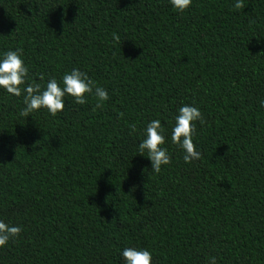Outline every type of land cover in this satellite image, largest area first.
Masks as SVG:
<instances>
[{"label": "trees", "instance_id": "16d2710c", "mask_svg": "<svg viewBox=\"0 0 264 264\" xmlns=\"http://www.w3.org/2000/svg\"><path fill=\"white\" fill-rule=\"evenodd\" d=\"M0 0V53L28 83L73 68L109 99L21 115L0 89V220L21 226L0 264H264V0ZM198 107L185 163L171 140ZM159 119L171 162L154 173L138 145ZM136 126L132 131L131 126Z\"/></svg>", "mask_w": 264, "mask_h": 264}, {"label": "clouds", "instance_id": "9594fccd", "mask_svg": "<svg viewBox=\"0 0 264 264\" xmlns=\"http://www.w3.org/2000/svg\"><path fill=\"white\" fill-rule=\"evenodd\" d=\"M193 0H169L174 10L183 12L192 5ZM234 7L241 8L242 0H237ZM29 69L19 51H6L0 53V89L14 97L23 96L24 107L21 115L40 109H46L52 116L62 112L65 108V97H72L74 103L84 105L87 97L94 92L97 98V108L103 106L102 102L109 99L106 89L96 86L86 73L78 68H73L65 73L58 81L55 77L50 78L44 88L39 83H28ZM264 107V101L261 102ZM202 121V113L198 107L184 105L179 108L174 117V125L171 130V140L183 150L185 163L200 159V152L193 142L195 122ZM136 131V126H131ZM165 129L159 119L152 120L143 129V139L138 145V151L143 156L147 152V158L151 163L154 173H160L163 166L171 162V157L165 144ZM21 226L6 223L0 220V248L5 247L10 240L15 239L21 233ZM121 256L125 264H152V253L147 249L128 246L125 247ZM208 264H216V257H209Z\"/></svg>", "mask_w": 264, "mask_h": 264}]
</instances>
